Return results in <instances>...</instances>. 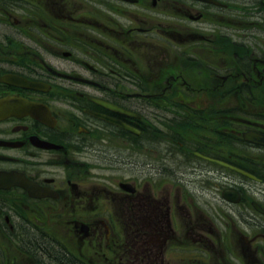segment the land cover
I'll return each instance as SVG.
<instances>
[{
	"label": "flooded vegetation",
	"instance_id": "flooded-vegetation-1",
	"mask_svg": "<svg viewBox=\"0 0 264 264\" xmlns=\"http://www.w3.org/2000/svg\"><path fill=\"white\" fill-rule=\"evenodd\" d=\"M133 259L264 264V0H0V264Z\"/></svg>",
	"mask_w": 264,
	"mask_h": 264
},
{
	"label": "rangeland",
	"instance_id": "rangeland-1",
	"mask_svg": "<svg viewBox=\"0 0 264 264\" xmlns=\"http://www.w3.org/2000/svg\"><path fill=\"white\" fill-rule=\"evenodd\" d=\"M130 250H134V249H130ZM128 264H135L134 261H128Z\"/></svg>",
	"mask_w": 264,
	"mask_h": 264
},
{
	"label": "water",
	"instance_id": "water-1",
	"mask_svg": "<svg viewBox=\"0 0 264 264\" xmlns=\"http://www.w3.org/2000/svg\"><path fill=\"white\" fill-rule=\"evenodd\" d=\"M129 129V128H128Z\"/></svg>",
	"mask_w": 264,
	"mask_h": 264
}]
</instances>
